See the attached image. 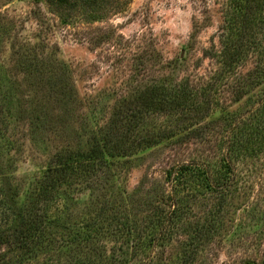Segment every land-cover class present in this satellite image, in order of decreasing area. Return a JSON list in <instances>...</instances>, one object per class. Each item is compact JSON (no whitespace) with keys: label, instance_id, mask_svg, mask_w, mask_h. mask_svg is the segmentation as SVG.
I'll return each instance as SVG.
<instances>
[{"label":"rangeland","instance_id":"obj_1","mask_svg":"<svg viewBox=\"0 0 264 264\" xmlns=\"http://www.w3.org/2000/svg\"><path fill=\"white\" fill-rule=\"evenodd\" d=\"M74 1L56 9L47 0H0L1 229L18 223L14 209L32 200L55 155L88 150L119 106L147 86L183 83L195 94L193 114H208L180 123L144 112L141 131L164 129L168 137L128 157L106 156L99 186L67 188L60 198L68 210L61 220L44 219L41 233L33 229L37 254L24 262L85 264L88 256L64 242L92 202L120 204L131 195L129 219L143 227L152 209L142 204L170 193V168L199 162L215 177L225 162L231 193L203 192L199 183L201 195L189 200L192 220L215 225L200 252L183 254L176 236L166 237L163 246L130 253L128 264H264V11L256 0ZM246 9L258 13L246 21ZM226 39L244 48L239 59L222 53ZM195 129L202 130L190 134ZM216 205L218 217L202 213ZM42 207L41 215L53 212L55 200ZM107 236L98 243L110 248ZM149 238L140 235L143 243ZM21 257L7 253L0 264H21Z\"/></svg>","mask_w":264,"mask_h":264},{"label":"trees","instance_id":"obj_2","mask_svg":"<svg viewBox=\"0 0 264 264\" xmlns=\"http://www.w3.org/2000/svg\"><path fill=\"white\" fill-rule=\"evenodd\" d=\"M82 1V4L88 2V0ZM245 1L251 4L249 0ZM47 2L50 7L59 9L65 5L73 6L75 1L47 0ZM256 2L257 9H260L261 12L264 11V0H256ZM248 4H245L243 8L249 6ZM255 13H258L256 9L254 12L252 9H246L243 18L250 21L249 17H253ZM239 47L226 39V42H222V53L225 57L228 56L227 59L230 58L231 61L237 60L241 57L240 53L244 49ZM183 85L181 83L177 87L171 88L160 84L147 86L139 92L135 100L126 101L122 106H119L118 114L115 113L109 123L99 129L100 136L97 134L93 136L96 140L88 150H80V152L65 150L64 154L55 155L44 170L42 180L37 188L38 191L32 200L18 210L14 209L15 214L20 217L15 227L9 228V230L0 228V252L3 246H10L6 252L0 253V258H4L7 253L15 252V254L22 255L21 264H26L24 261L29 258L30 254H37V242L35 244V241L40 238L39 234L38 237L36 236L37 233L42 232L44 219L61 220L63 218V211L66 210V203L63 201L66 200H61L60 196L63 193L67 194L68 192L65 190L73 186L81 189L90 184L92 187L94 183L99 186L102 178L99 171L109 166L106 156L128 157L134 154L135 150L142 147H153L161 139L168 137L164 129H159L152 134L148 130L141 131V127L137 123L145 114L144 112L151 115H166L169 119L176 117L177 122L180 123H187L192 117L204 118L208 114L206 110L193 114L195 102L191 96L195 94L190 93V90ZM201 130L195 129L190 134L194 132L199 134ZM141 133L143 134L141 135ZM128 137L133 138L129 143ZM222 167L223 169L220 168L216 171L218 173H215L217 174L215 177L209 174L208 167L199 162L184 163L170 168L166 172L170 193L165 197L161 194L160 200L154 205H149L150 201L148 200L142 204L145 209L148 208L146 212L152 209V212H148V222L143 227H138L135 221L129 219L126 203L135 202L133 196L127 195L126 199L120 198V204L112 203L111 205H107L106 201L98 202L96 200L92 202L93 205L91 204L82 212L83 215L86 213L89 215L80 216L82 215L80 214L79 218L76 216L75 224L79 222L76 227L71 229V236L64 244H75L80 255L88 256L85 264H94L93 257L96 254L100 255L102 264H128L132 259V254H145L155 246V242L156 245L163 246L165 238L173 236H176V241L184 246L183 254H198L205 241L209 240L210 235L208 234L210 229L215 228V225L206 220L202 223L199 220H192V217L187 215V211H191L188 205L189 200L195 199L196 202L198 195H201L202 192L197 187L199 183L202 184L203 192L207 191L206 189L212 191L214 187L213 193L229 195L231 193L229 184L231 166L223 162ZM50 198L55 200V210L50 212L49 209H46V213L41 215L40 212L44 208H41L43 201ZM139 200L137 201L139 202ZM216 206H212L214 213L205 211L202 213L218 217L220 214L217 213L220 208L218 205ZM3 212L5 211L0 209V227L6 224V222L1 224ZM32 214H34L33 217H31ZM33 229L37 230L36 235ZM144 233L150 238L143 243L140 240V235ZM105 235H108L107 237L111 238L110 242H113L110 248H107L105 242H102L101 246L98 243L99 239ZM179 238L182 240L180 241ZM159 241L162 244H157Z\"/></svg>","mask_w":264,"mask_h":264}]
</instances>
